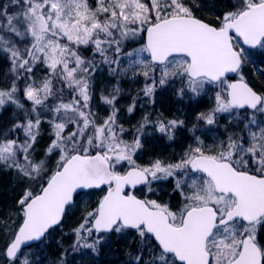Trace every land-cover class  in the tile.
Instances as JSON below:
<instances>
[{
    "label": "snow or ice",
    "instance_id": "1",
    "mask_svg": "<svg viewBox=\"0 0 264 264\" xmlns=\"http://www.w3.org/2000/svg\"><path fill=\"white\" fill-rule=\"evenodd\" d=\"M249 49L264 53V0H0V172L20 188L0 215V264H74L113 246L111 264H264V59ZM103 68L115 82L98 91ZM139 78L129 116L176 83L179 100L211 92L212 106L190 128L155 112L126 128L121 81ZM178 131L193 141L178 159L139 162ZM163 183L175 204L132 192Z\"/></svg>",
    "mask_w": 264,
    "mask_h": 264
},
{
    "label": "rangeland",
    "instance_id": "2",
    "mask_svg": "<svg viewBox=\"0 0 264 264\" xmlns=\"http://www.w3.org/2000/svg\"><path fill=\"white\" fill-rule=\"evenodd\" d=\"M218 3H219V5H222L224 7L225 5H227L229 3V0H218ZM201 14L205 15L207 17V16L211 15V12H209L207 9L202 7L201 11L198 12L197 15H201ZM143 43H145V40L142 42V39H140V37H138L135 40L129 41L126 44V48H127V50H131L133 47H139ZM249 51L252 52L253 58L257 62L264 59V53H261L259 49H253V50L249 49ZM145 56H147V54H145ZM245 74L248 75L249 78H251L250 68H246ZM101 75H103V77ZM96 82H97L96 87H97V90L99 91V90L104 89L106 86L110 85L111 83H114L115 81H113L109 77L107 68H104L97 74ZM143 86H144V84H143L142 78H139L136 81H121V87L125 90L126 94L129 95V93H130L129 96H134V94L136 92L138 93L139 90L141 88H143ZM180 86H181L180 83H176L172 86H169L168 88L158 90L156 93V103H155L154 109L151 108V109H149V111L155 112V113H163V115L167 116L168 118L179 117L181 119H184L187 127L190 128L192 126V124L195 123V121H194L195 114L197 112L206 111L209 107L212 106V103H213L212 93L209 92L207 96L200 98L198 101H189L187 96H185L184 100L181 101L175 96V90L177 88H179ZM144 102L145 101L143 99L140 104L143 105ZM177 103L180 104V107L177 106L178 108L175 106V105H177ZM95 104H96V108L98 109L100 115H104V111L101 110L103 107L100 106L98 99L95 101ZM122 118H123V116L121 117V119ZM137 120H138V118H137ZM220 123H221V125H223L226 123V121L221 119ZM198 135H199V133H198ZM159 140H161V139L152 138L150 140V142H155V143L157 142L158 143ZM206 142L211 143V140L206 139ZM192 143H193V141L190 138V133H188L186 131H178L174 141H168L165 139V141L163 142V146H164L163 149L165 151H168V153L151 155L152 153H150V151H148L147 155H144V157H143V155L141 156L139 162L145 163L149 158H153V157H158L161 159H167L170 162H174L176 159H178L180 157V155L186 149V146L188 144H192ZM157 149H158V147H157ZM163 149L161 150V152L164 151ZM4 181L10 182L11 185L14 186V181L11 179V177L8 174L0 172V183L3 184ZM164 186H165L164 184H159V185L153 186L154 188L157 189V191L159 193L158 195H148V194L144 193L142 189L138 191V194H140L141 196L147 195V198H149V199L160 200L159 195L161 196V191H159V189H161ZM14 188L15 189L9 191V194L5 195V196H7V199H10L12 201V203L10 205L5 207V208H8V210H5V208L2 207V200L5 197H3L4 194L0 189V215L7 214L10 210H12L14 208V198L17 195H19V192H20V188H17L15 186H14ZM166 193L168 194V196L171 197L170 200L172 201L173 204H175L178 201V199H179L178 196L171 195V189L166 190ZM164 195H165V197L167 196L166 194H164ZM85 199L89 202V204L91 206L92 202L94 201V198H92V196H90V197H86Z\"/></svg>",
    "mask_w": 264,
    "mask_h": 264
},
{
    "label": "trees",
    "instance_id": "3",
    "mask_svg": "<svg viewBox=\"0 0 264 264\" xmlns=\"http://www.w3.org/2000/svg\"><path fill=\"white\" fill-rule=\"evenodd\" d=\"M3 2H7V0H3ZM223 6L222 5H219V8L221 9ZM201 17H206L205 15H199ZM140 39H142V42L144 41V36L140 37ZM87 55V53H86ZM104 69V68H103ZM7 71V65L6 64H3V63H0V74L4 73ZM103 77V75H101ZM96 85H97V82H96ZM137 93V92H136ZM135 93V94H136ZM134 94V96H136ZM143 98L140 99V103L142 102ZM144 103L143 105L145 106L143 108V110L138 106L137 107V110L136 112L129 116L126 112H124V108L129 104L131 103V99H130V96L128 94H125V96L120 100V103H119V107L121 108V117L123 116V118L121 119V121L124 123V126L126 128L130 127V126H133L137 123V121H139V119L141 118V116H143L146 112H150L149 109L153 108L154 107H148L147 106V100L144 99ZM176 107H180V104L177 103V105H175ZM177 107V108H178ZM100 110V109H99ZM102 111H104V114H105V108H102L101 109ZM138 118V120H137ZM46 129H47V125H42V128L41 130L43 132H45V136L41 142V148H43L48 140H47V135H46ZM165 141L164 140H159L158 143L156 142H149L146 144V148H145V152L143 154V157L144 155H147V152L150 151V153H152L151 155H157V154H161V153H168V151H165L163 148V142ZM158 147V149H157ZM164 150L161 152V150ZM165 186L162 187L161 189H159V191H161V196L159 195V199L160 200H169L171 199L170 196H168V194L166 193V190H170L171 188V184L170 183H163ZM0 189L1 191L3 192L4 196L5 197L3 200H2V207L5 208L6 206L10 205L12 203V201L10 199H7V194H9V191L10 190H13L15 189L14 186L11 185L10 182L8 181H4L3 184L0 183ZM103 193L100 192V191H95L94 194L92 195V198H94V201L92 202V205L91 206H94L95 204V201L97 199H99V197L102 195ZM166 194L167 196L165 197ZM144 197V196H142ZM5 210H8V208H5ZM79 219H80V214L77 213L75 216H73L71 219L69 220H66L64 225H63V229H64V232H69L71 228L75 227L77 225V223L79 222ZM60 238V232H59V229L57 230L56 233L53 234V237H52V243H51V246L48 248L47 252L45 253V257H42L43 259H51L54 254L56 253V239H59ZM71 238L70 236L69 237H64L63 239V243H64V246L67 247L68 243L70 242ZM114 247H110V248H107L105 249L100 256L98 257H94L92 255H88V256H76L75 259H74V264H111V261L113 259H115V255H113V251H114ZM116 255H121L120 253H116ZM69 259L72 260L73 257L70 255L69 256Z\"/></svg>",
    "mask_w": 264,
    "mask_h": 264
},
{
    "label": "water",
    "instance_id": "4",
    "mask_svg": "<svg viewBox=\"0 0 264 264\" xmlns=\"http://www.w3.org/2000/svg\"><path fill=\"white\" fill-rule=\"evenodd\" d=\"M145 42H146V35H145ZM235 76H236V74H230V75H229V77H231V78H234ZM234 80H235V79H234ZM138 189H140L139 186H138L137 189L132 190L133 194L137 195L134 191H136V190H138ZM137 196H138V195H137ZM139 197H140V196H139Z\"/></svg>",
    "mask_w": 264,
    "mask_h": 264
},
{
    "label": "flooded vegetation",
    "instance_id": "5",
    "mask_svg": "<svg viewBox=\"0 0 264 264\" xmlns=\"http://www.w3.org/2000/svg\"><path fill=\"white\" fill-rule=\"evenodd\" d=\"M259 63V62H258ZM264 67V65H262ZM246 70V69H245ZM238 78V77H237ZM261 232L264 233V228L261 229Z\"/></svg>",
    "mask_w": 264,
    "mask_h": 264
}]
</instances>
